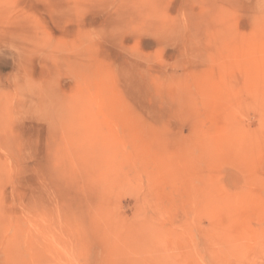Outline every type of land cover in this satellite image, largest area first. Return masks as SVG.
Instances as JSON below:
<instances>
[{
  "label": "rangeland",
  "instance_id": "obj_1",
  "mask_svg": "<svg viewBox=\"0 0 264 264\" xmlns=\"http://www.w3.org/2000/svg\"><path fill=\"white\" fill-rule=\"evenodd\" d=\"M82 1L0 0V264H264V0Z\"/></svg>",
  "mask_w": 264,
  "mask_h": 264
},
{
  "label": "bare ground",
  "instance_id": "obj_2",
  "mask_svg": "<svg viewBox=\"0 0 264 264\" xmlns=\"http://www.w3.org/2000/svg\"><path fill=\"white\" fill-rule=\"evenodd\" d=\"M48 1V0H47ZM54 1H56V0H54ZM85 1V0H84ZM84 1H82V2H84ZM87 1V0H86ZM91 0H88V2H90ZM93 1V0H92ZM79 2V1H78ZM97 2V1H96ZM78 4V3H77ZM81 4H83V3H81ZM93 4H95V2L93 1ZM92 4V5H93ZM91 5V4H90ZM89 6V5H88ZM87 6V7H88ZM97 6H99V5H97ZM116 6V5H115ZM132 5H131V3H130V1L129 0H124V2H123V4L122 5H119V7H121L122 9H120V10H118L119 12H118V14L120 13V14H122V12L124 11L123 9H129L130 7H131ZM98 8V7H97ZM89 9V8H88ZM110 9V8H109ZM59 11V10H58ZM60 12V11H59ZM128 13V12H127ZM156 15V14H155ZM175 15V14H174ZM2 17V16H1ZM122 17V16H121ZM120 17V18H121ZM133 19V18H132ZM20 21V20H19ZM154 21V20H153ZM167 21V20H166ZM225 21V20H224ZM167 24V23H166ZM14 25V24H13ZM115 25H116V23H115ZM167 25H169V24H167ZM172 28V27H171ZM15 30V29H14ZM17 32V31H16ZM14 34H15V32H13ZM17 34V33H16ZM14 36V35H13ZM30 37V36H29ZM31 38V37H30ZM11 40V39H10ZM34 40V39H33ZM15 42V41H14ZM16 46V45H15ZM19 49V48H18ZM23 53V52H22ZM4 58V57H3ZM10 59H11V56H10ZM2 60H4V59H2ZM4 63H7V62H4ZM2 65H4V64H2ZM53 65V64H52ZM5 66H7L6 64H5Z\"/></svg>",
  "mask_w": 264,
  "mask_h": 264
}]
</instances>
